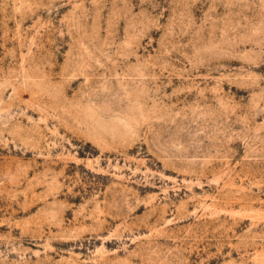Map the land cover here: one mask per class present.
Returning a JSON list of instances; mask_svg holds the SVG:
<instances>
[{"label": "rangeland", "instance_id": "obj_1", "mask_svg": "<svg viewBox=\"0 0 264 264\" xmlns=\"http://www.w3.org/2000/svg\"><path fill=\"white\" fill-rule=\"evenodd\" d=\"M0 264H264V0H0Z\"/></svg>", "mask_w": 264, "mask_h": 264}]
</instances>
